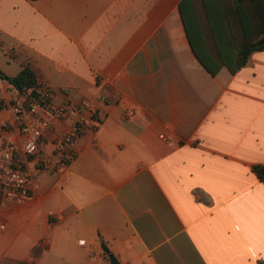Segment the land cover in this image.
Returning <instances> with one entry per match:
<instances>
[{"label":"crops","instance_id":"1","mask_svg":"<svg viewBox=\"0 0 264 264\" xmlns=\"http://www.w3.org/2000/svg\"><path fill=\"white\" fill-rule=\"evenodd\" d=\"M255 20L253 0H0V71L29 63L99 120L66 166L26 159L40 188L2 208L0 264H264V47L235 66Z\"/></svg>","mask_w":264,"mask_h":264},{"label":"built area","instance_id":"2","mask_svg":"<svg viewBox=\"0 0 264 264\" xmlns=\"http://www.w3.org/2000/svg\"><path fill=\"white\" fill-rule=\"evenodd\" d=\"M12 88L6 102L0 97V228L6 224L2 208L10 202L31 200L40 188V177L28 170L26 159L47 172L66 166L76 155L77 137L99 121L88 98L56 101L52 90L42 82L34 91ZM64 115L71 116L72 123L56 137L52 152H43L40 142L44 129ZM96 264H105L104 257Z\"/></svg>","mask_w":264,"mask_h":264},{"label":"trees","instance_id":"3","mask_svg":"<svg viewBox=\"0 0 264 264\" xmlns=\"http://www.w3.org/2000/svg\"><path fill=\"white\" fill-rule=\"evenodd\" d=\"M253 9L255 11L256 20L255 22H252V24L256 25L257 27L259 26L260 29L259 33H264V0H256V1L253 0ZM242 20L244 24L247 21V14L243 12L241 14V21ZM263 47H264V42L259 43L258 37L257 38L251 37L245 40L244 42H242L241 44H239L236 49L235 66L240 67L244 65L247 61L248 54L252 50L262 49ZM0 77L5 78L8 81V83H10L11 86L15 88H30L34 91V89L41 84V82L38 81L36 70L33 69L32 66L29 65V63H24L20 68V70L14 75H7L4 72L0 71ZM251 169L256 173L258 178L264 182V163H254L251 165ZM102 246L106 252L110 253L105 243L102 242ZM15 264H34V263L26 260H18L15 262Z\"/></svg>","mask_w":264,"mask_h":264},{"label":"rangeland","instance_id":"4","mask_svg":"<svg viewBox=\"0 0 264 264\" xmlns=\"http://www.w3.org/2000/svg\"><path fill=\"white\" fill-rule=\"evenodd\" d=\"M9 54H11L10 52H6V50H1L0 49V67L2 69H5L6 71H10L13 70L14 67L16 66V64L11 60V58H9ZM6 63H8L9 65H7ZM2 231V229H0V232ZM7 252H3L4 256L2 257L3 259H5V255ZM7 259V258H6ZM8 260V259H7ZM9 261V260H8Z\"/></svg>","mask_w":264,"mask_h":264},{"label":"water","instance_id":"5","mask_svg":"<svg viewBox=\"0 0 264 264\" xmlns=\"http://www.w3.org/2000/svg\"><path fill=\"white\" fill-rule=\"evenodd\" d=\"M263 42H264V36L259 39V43H263ZM109 259H110L111 264H117L118 263L116 257L112 253L109 254Z\"/></svg>","mask_w":264,"mask_h":264}]
</instances>
